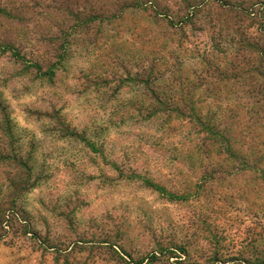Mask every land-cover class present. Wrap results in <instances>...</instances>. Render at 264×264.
<instances>
[{
    "label": "rangeland",
    "instance_id": "1",
    "mask_svg": "<svg viewBox=\"0 0 264 264\" xmlns=\"http://www.w3.org/2000/svg\"><path fill=\"white\" fill-rule=\"evenodd\" d=\"M185 1L0 14V264L264 257V0Z\"/></svg>",
    "mask_w": 264,
    "mask_h": 264
},
{
    "label": "trees",
    "instance_id": "2",
    "mask_svg": "<svg viewBox=\"0 0 264 264\" xmlns=\"http://www.w3.org/2000/svg\"><path fill=\"white\" fill-rule=\"evenodd\" d=\"M208 3H212V1L214 0H206ZM226 2V0H221V4ZM23 4V5H22ZM200 1L198 0H186L184 2L185 8L186 10H192L190 15H187L186 18H184L181 21H178L177 24H186L189 21H191V18H193V16H195V13L199 10V8L197 6H199ZM4 8L0 9V14L6 18H15L16 17V13L13 11H16L18 9L21 8H26L28 6L27 0H9L6 3H4ZM223 5V4H222ZM225 5V4H224ZM151 6V5H150ZM223 7V6H222ZM152 8V7H149ZM154 8V7H153ZM9 9V10H7ZM164 14L159 13V16H161ZM87 22L85 21H80L77 23V26L82 27L85 26L89 29L88 25H86ZM1 51H9L12 55V57L16 60H24V58L21 56L20 51L17 50L16 48H14L13 46L10 45H6L0 48ZM34 67H37L39 69V67L37 65H32ZM40 71V70H38ZM160 111V110H159ZM194 111L195 108L193 106H191L189 108V110L186 111V113H179L180 117H184V118H195L194 117ZM152 114H150L149 116H151ZM16 215L14 213L9 212L8 215L5 216L3 223L6 224H16L18 220L17 217H15ZM159 252V256H163V257H169V258H175L176 262L175 264H264V257H254L252 259H246V258H240L237 256H229L226 254H222L221 252H214L212 254H210L209 257L206 258V260L200 262L198 260H194L191 259V257L186 253V250L184 248H180V247H169V248H162L160 250H158ZM182 254L181 257H179V255ZM159 256H157V254H152L150 256V259L152 260H159ZM181 258V259H180ZM178 260V261H177ZM238 262V263H236ZM131 263V261L129 262Z\"/></svg>",
    "mask_w": 264,
    "mask_h": 264
}]
</instances>
